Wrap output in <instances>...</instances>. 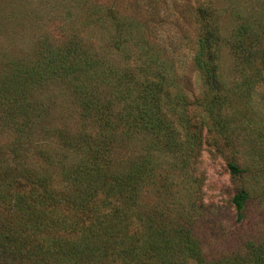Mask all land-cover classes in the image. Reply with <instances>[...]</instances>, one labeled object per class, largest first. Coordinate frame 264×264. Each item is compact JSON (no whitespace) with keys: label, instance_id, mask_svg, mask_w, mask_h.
Returning a JSON list of instances; mask_svg holds the SVG:
<instances>
[{"label":"trees","instance_id":"trees-1","mask_svg":"<svg viewBox=\"0 0 264 264\" xmlns=\"http://www.w3.org/2000/svg\"><path fill=\"white\" fill-rule=\"evenodd\" d=\"M71 1L85 9L87 25L111 31L108 47L126 61L111 62L69 42L44 45L36 60L9 61L0 71V132L16 135L0 148V264H264V243L254 241L242 254L207 260L188 210H143V193L162 194L166 183L165 176L157 179L156 155L172 154L186 168L197 156L202 124L188 115L174 61L147 46L140 21L104 12L91 0ZM223 1L221 11L213 0H196L195 7L193 67L212 95L202 116L213 120L226 101L224 47L236 72L264 77V0ZM223 14L236 25L227 39ZM56 82L69 85L82 130L78 136L57 131L61 150L53 174L49 150L32 167L21 159L20 139L45 128L47 107L33 96ZM137 138L143 151L116 163L115 153ZM228 168L244 173L234 163ZM247 199L243 190L232 198L239 220Z\"/></svg>","mask_w":264,"mask_h":264},{"label":"rangeland","instance_id":"rangeland-1","mask_svg":"<svg viewBox=\"0 0 264 264\" xmlns=\"http://www.w3.org/2000/svg\"><path fill=\"white\" fill-rule=\"evenodd\" d=\"M213 1L221 11L224 1ZM91 2L101 4L104 12L111 8L115 13L142 23L147 46L161 58L174 61L175 85L186 94L188 115H193L192 121L199 126L202 124L201 145L186 168L175 165L177 157L172 154L156 155L159 160L157 179L165 176L166 183L162 194L153 189L143 193V210L155 208L165 212L174 209L176 212L182 207L188 210L192 232L200 241L207 260L242 254L248 241L264 243V77L256 81L251 79L250 73L236 72L233 57L224 47L221 58L226 101L218 108L215 120L203 117L205 101L212 95L205 90L203 80L193 67L196 0ZM84 10L74 8L71 0H0V71L9 61L36 60L44 45L69 42L81 43L111 62H125L126 54L108 47L111 31L87 25ZM65 14V18L61 17ZM220 22L222 35L227 39L236 25L226 14L221 16ZM70 91L68 84L56 82L33 96L34 101H43L47 107L48 120L44 129L20 139L21 159L32 167L39 168V152L49 150L50 172L54 174V156L61 150L60 132L57 131L70 130L78 136V130H82L79 109ZM220 127L222 130L218 129ZM11 140H16L14 133L0 132V148ZM124 145L114 155L116 163H126L143 151L140 138ZM69 156L70 162L73 157L71 153ZM230 163L244 173L232 175L228 168ZM241 190L246 192L248 199L239 220L232 198Z\"/></svg>","mask_w":264,"mask_h":264}]
</instances>
